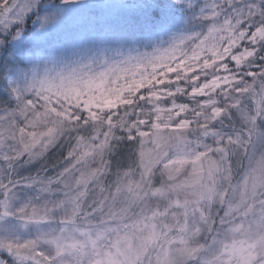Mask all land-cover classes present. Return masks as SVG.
I'll use <instances>...</instances> for the list:
<instances>
[{
    "label": "snow or ice",
    "instance_id": "snow-or-ice-1",
    "mask_svg": "<svg viewBox=\"0 0 264 264\" xmlns=\"http://www.w3.org/2000/svg\"><path fill=\"white\" fill-rule=\"evenodd\" d=\"M0 264H264V0H0Z\"/></svg>",
    "mask_w": 264,
    "mask_h": 264
}]
</instances>
